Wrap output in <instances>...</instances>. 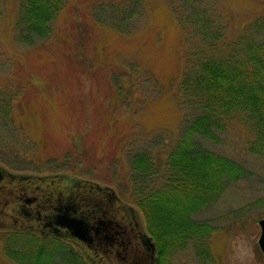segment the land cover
I'll return each mask as SVG.
<instances>
[{"label":"rangeland","instance_id":"374dc122","mask_svg":"<svg viewBox=\"0 0 264 264\" xmlns=\"http://www.w3.org/2000/svg\"><path fill=\"white\" fill-rule=\"evenodd\" d=\"M120 1L66 0L56 18L49 21V33L33 37L23 34L21 38L15 23L20 0H0V98L4 90L14 89L25 79L51 77L61 87L46 95V86L25 88L26 97L45 95L42 98L46 102L40 100L32 108L24 106L22 111L34 113L36 121L30 126L34 130L44 126L46 144L37 148L32 142L24 144L26 150L20 153L23 158L17 163L27 170L12 168L0 160L3 169L32 175L64 173L73 180L88 179L110 186L119 196L126 188L122 181L128 172L126 148L153 144L156 138H142V133L149 131L160 135L159 145L170 141L179 124L197 112L189 96L184 95L176 103L172 91L179 90L176 83L183 69V54L205 43L198 30L202 29L201 23L207 25L203 28L208 38L225 34L241 39L248 33L264 38V0H139L131 12L135 16L118 20L122 17L120 10L112 4ZM172 7H177L181 17L198 13L200 21L180 26ZM130 10L125 9L126 15ZM109 13L115 14L118 24L107 25L113 20L107 16ZM7 94L11 96L12 92ZM63 100L78 102L63 104ZM102 109H106L105 114ZM13 113L16 120L22 115ZM7 121L0 117V127ZM131 123L135 137L121 147V141L117 144L112 138L113 133L126 132ZM106 124L108 129H103ZM251 128L250 118L236 112L212 126L216 138L195 135L199 146L235 160L244 172L226 183L214 200L190 214L192 219L205 223V231L167 248L165 257L158 254L154 242L153 264H239L234 257L239 241H246L255 253L253 264H264L256 242V220L264 216V164L246 146ZM79 130L80 136H76ZM110 155L116 160L108 159ZM3 156H13V151L0 149V159L5 160ZM162 178L157 175L154 180ZM143 180L140 177L141 183ZM123 200L133 208L138 231L152 236L137 205ZM10 209L0 202V222L8 217ZM9 230L22 229L0 225V264L29 263L7 246L16 247L24 241L28 246L26 235L20 233L11 239ZM26 230L42 235L36 229ZM54 237L67 243L81 258V264H94L80 244ZM50 245L57 252L52 258L54 264H66L63 262L69 259L63 243Z\"/></svg>","mask_w":264,"mask_h":264},{"label":"trees","instance_id":"16d2710c","mask_svg":"<svg viewBox=\"0 0 264 264\" xmlns=\"http://www.w3.org/2000/svg\"><path fill=\"white\" fill-rule=\"evenodd\" d=\"M65 1L20 0L21 10L15 22L19 28V36L21 38L23 34L28 37L44 36L49 33V21L56 18ZM120 2L112 4V7L120 10L123 17L118 20L135 16V13L131 12L135 10V5L139 4V0ZM99 5L103 6L100 3ZM125 9H131L127 15ZM171 10L175 13V19L180 26L187 22L197 24L200 21L197 17L198 13L191 12L188 16L181 17L177 7H172ZM114 15L107 14L113 19L107 25L118 24ZM201 26L202 29L198 30L205 43L198 44L197 49H187L183 54V58L181 57L183 69L176 83L179 90L172 91L176 103H180L179 100L184 95L189 96L195 102L197 112L185 123L179 124L177 132L172 134L173 138L170 136V141L166 140L159 145V134L144 131L142 138L147 140L156 138L157 141L146 144L148 147L126 148L128 172H124L127 177L122 176L126 188L120 190L119 196L125 200H132L141 210L146 229L152 235L156 250L164 257L167 248H174L185 242L192 234L205 231V223L192 219L190 214L214 200L226 183L244 172V167L235 160L199 146L194 140L195 135L214 139L216 135L212 126L219 122V119L236 112L246 114L250 118L252 127L246 146L263 160L264 164V38L256 36V33H248L241 39L233 35L225 37V34L221 37L218 34L208 38L204 36L206 29L203 26L206 27V23L202 22ZM212 38L216 41H211ZM50 78L25 79L14 89L11 87L4 90L5 94L0 98V117L8 119L0 127V149L13 151V156H3L5 160H0L12 168L27 170L25 167H19L17 163L19 158H23L20 153L26 150L24 144L32 142L36 148L40 144H46L47 133L44 126L37 130L33 129L34 126L30 127L36 121L35 115L22 109L24 106L32 108L34 104L40 103V100L46 102L42 97L52 93L53 89L61 90L58 82H53ZM45 86V95L37 96L39 99L29 97V94L26 97V87L45 89ZM11 92V96H8L7 93ZM14 102L16 104L13 106ZM76 102L78 101L65 100L64 103L63 100L62 103ZM15 106L17 108L13 109L12 107ZM101 111L105 114L106 109ZM13 112L22 115L16 120L13 118ZM72 113L74 112L71 111V115ZM104 126L101 127L108 129L107 124ZM133 127L132 124L126 132L113 133L112 138L117 144L121 141V147H124V143L135 137L134 134L132 135ZM80 133L79 130L74 134L80 136ZM108 159L112 161L116 160V157L110 155ZM157 175H163V178L154 180ZM140 177H144L142 183ZM119 199L121 200L120 197ZM9 231L8 237L11 239L20 233L26 235L28 246L24 241L22 245L17 244L16 247L8 244L9 248H7L20 253L21 258H26L30 264H54L52 258L57 252L50 244L55 242L63 243V250L67 252L69 260L63 263L81 264V258L76 252L58 237L34 235L26 229Z\"/></svg>","mask_w":264,"mask_h":264},{"label":"water","instance_id":"95a60500","mask_svg":"<svg viewBox=\"0 0 264 264\" xmlns=\"http://www.w3.org/2000/svg\"><path fill=\"white\" fill-rule=\"evenodd\" d=\"M104 199L133 210L107 185L88 179L72 180L64 173H10L0 166V202L11 207L0 225L36 229L42 235L73 240L94 264H153L156 256L152 236L140 235L134 223L126 231L121 226L114 231L109 228L113 219L100 213L110 208ZM256 223V242L264 255V216Z\"/></svg>","mask_w":264,"mask_h":264},{"label":"flooded vegetation","instance_id":"af4514ba","mask_svg":"<svg viewBox=\"0 0 264 264\" xmlns=\"http://www.w3.org/2000/svg\"><path fill=\"white\" fill-rule=\"evenodd\" d=\"M104 200L107 201L106 204L110 203L109 204L110 208H104L103 210H101L102 212H100V213L103 216L110 217L113 219L112 227H109V228H112V230H113V228H116V226H121L126 231L127 227L129 225H131L132 223H134L135 226H137L136 221L133 217V215H134L133 210L127 211V209H125L124 207H121L120 204H117L110 199H104ZM114 221H115V223H114ZM99 233H105V231L100 230ZM138 233L140 235H142V233L140 231H138Z\"/></svg>","mask_w":264,"mask_h":264},{"label":"clouds","instance_id":"9594fccd","mask_svg":"<svg viewBox=\"0 0 264 264\" xmlns=\"http://www.w3.org/2000/svg\"><path fill=\"white\" fill-rule=\"evenodd\" d=\"M234 257L239 264H253L255 253L246 241H239L234 251Z\"/></svg>","mask_w":264,"mask_h":264}]
</instances>
